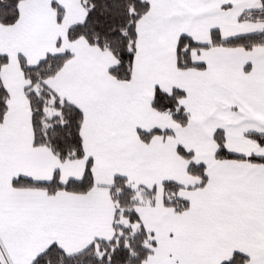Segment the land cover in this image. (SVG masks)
<instances>
[{
	"label": "snow or ice",
	"instance_id": "1",
	"mask_svg": "<svg viewBox=\"0 0 264 264\" xmlns=\"http://www.w3.org/2000/svg\"><path fill=\"white\" fill-rule=\"evenodd\" d=\"M0 264H264V0H0Z\"/></svg>",
	"mask_w": 264,
	"mask_h": 264
}]
</instances>
